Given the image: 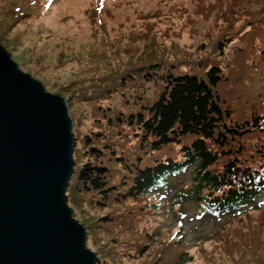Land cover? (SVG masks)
<instances>
[{
    "label": "rangeland",
    "instance_id": "1",
    "mask_svg": "<svg viewBox=\"0 0 264 264\" xmlns=\"http://www.w3.org/2000/svg\"><path fill=\"white\" fill-rule=\"evenodd\" d=\"M25 2L32 5L28 4L27 13L21 16L12 30L0 29V45L8 51L18 68L39 81L45 91L65 99L69 115L71 112L73 116V136L77 137L73 147L75 144L78 149L82 148L84 144L81 139L87 132L103 131L108 140L114 142L119 139L117 142L120 144L112 142L110 146L140 167L152 166L166 158L179 160L180 143L169 149L154 150L141 138L136 123L121 122L116 127L114 122L108 123L106 118L101 117L100 114L106 111L114 121L115 115H111L108 105L112 112L116 110L112 107L118 104L129 114L143 109L140 98L131 99L123 106L118 94L105 98L108 93L112 94L111 88L118 85L114 78L107 77V94L100 93V90L80 88L91 85L96 75L108 72L110 67L118 64L120 57L139 51L143 63H158L177 74L175 65L183 68L181 60L205 55L210 42L220 34L221 27L228 25V32L237 30V33L230 35L231 42L218 50L217 55L211 52L206 54V59L208 63L212 59L220 60L222 66L229 68L235 62L236 51L250 47V40L247 42L241 38L255 23L246 22L248 13L257 14L261 8L260 3L246 0ZM230 3L238 5L234 6L235 14L225 21L223 11L228 9ZM3 6L4 2L0 1V9ZM15 37L17 40L13 43ZM122 65L118 68L121 69ZM71 81L78 82L67 85ZM236 85L232 81L225 88L231 90ZM162 87L147 84L143 88L148 98L154 100ZM97 93H100V97H94ZM69 95H72L69 97L70 105L66 101ZM117 129L121 132L120 136H117ZM75 158L77 160L78 157ZM190 178L189 172H186L177 179H171L173 187L168 191H160L147 200H128L117 207L112 214V229H119L120 237L126 239L122 245L129 250L120 246L115 254L105 257L100 254L102 250H97L102 233H86V246L97 258L100 256L98 263L142 264L143 259L150 257L151 260L158 250L163 255L160 264L264 262V213L259 209L244 208L245 211L236 216H213L204 214L197 203L188 201L179 204L175 199L176 192L180 188L190 187ZM67 204L75 212L72 216L85 228L82 223L84 212L74 209L69 202ZM84 209L87 212L91 210L88 207ZM167 240H170V245L164 244L168 243ZM139 244L143 246L138 247ZM123 249L130 254L121 257L120 253L117 257L119 252H124Z\"/></svg>",
    "mask_w": 264,
    "mask_h": 264
},
{
    "label": "trees",
    "instance_id": "2",
    "mask_svg": "<svg viewBox=\"0 0 264 264\" xmlns=\"http://www.w3.org/2000/svg\"><path fill=\"white\" fill-rule=\"evenodd\" d=\"M0 1L4 2L0 9V29L11 31L27 13L29 2ZM246 1L260 3L261 8L257 14L248 13L246 22L255 23L241 38L250 40V47L236 51L231 67L222 66L220 60L212 59L208 63L206 59V54L211 52L217 55L218 50L231 42L230 35L237 33V30L228 32V25L221 27L205 55L181 60L183 68L175 65L177 74L158 63H143L139 51L120 57L118 64L110 67L108 72L96 75L91 85L80 88L107 94V77L114 78L118 85L111 88L112 94L108 93L105 98L118 94L122 106L131 99L140 98L143 109L129 114L118 104L112 107L116 109L113 112L108 105L111 115H115L114 121L106 111L100 114L101 117L108 123L114 122L116 127L121 122L136 123L141 138L154 150L169 149L180 143L179 160L166 158L144 167L119 154L110 146L113 141L108 140L103 131L84 134L81 139L84 145L80 149L74 144V172L66 188L67 202L84 212L82 223L87 235L102 233L97 248L102 250L101 255L110 257L126 243V239L120 237L119 229H112V214L119 205L128 200H147L168 191L173 187L171 179L186 172L190 174L191 185L177 190V203H197L204 214L213 216H236L243 213L244 208L259 209L264 213V0ZM236 5L230 3L223 11L225 21L235 14ZM98 20L96 18V22ZM16 40L15 37L12 42ZM120 65L123 66L121 69L118 68ZM232 81L237 85L231 90L225 88ZM147 84L163 86L154 100L145 94L143 87ZM100 93L94 97H100ZM71 96L66 100L69 105ZM70 117L73 120L71 112ZM116 131L120 136L121 132ZM73 139L77 137L73 136ZM117 141L112 144H120ZM88 143L90 145L86 146ZM85 207L90 208L91 213ZM167 241L164 244L170 245V240ZM125 250L117 257L120 253L121 257H127L130 253ZM99 257L96 264H99ZM162 258V251L158 250L151 260L149 257L141 263L160 264ZM246 263L264 264L259 260Z\"/></svg>",
    "mask_w": 264,
    "mask_h": 264
},
{
    "label": "water",
    "instance_id": "3",
    "mask_svg": "<svg viewBox=\"0 0 264 264\" xmlns=\"http://www.w3.org/2000/svg\"><path fill=\"white\" fill-rule=\"evenodd\" d=\"M73 143L65 99L0 45V264H96L67 204Z\"/></svg>",
    "mask_w": 264,
    "mask_h": 264
},
{
    "label": "snow or ice",
    "instance_id": "4",
    "mask_svg": "<svg viewBox=\"0 0 264 264\" xmlns=\"http://www.w3.org/2000/svg\"><path fill=\"white\" fill-rule=\"evenodd\" d=\"M51 3V0H49V4Z\"/></svg>",
    "mask_w": 264,
    "mask_h": 264
}]
</instances>
